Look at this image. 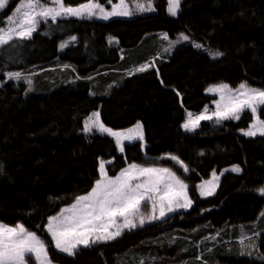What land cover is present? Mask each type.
<instances>
[{
    "label": "trees",
    "instance_id": "obj_1",
    "mask_svg": "<svg viewBox=\"0 0 264 264\" xmlns=\"http://www.w3.org/2000/svg\"><path fill=\"white\" fill-rule=\"evenodd\" d=\"M20 1L7 0L0 24ZM86 2L63 0L68 7ZM153 6L131 18H41L30 37L0 45V223L40 234L57 264H264V178L252 176L264 173V165L249 163L253 153L264 156V135L239 134L252 111L215 128L207 121L195 131L182 127L189 112H201L214 99L206 93L212 84L247 82L264 90V0H180L176 16L167 13L168 0ZM181 34L196 43L181 41ZM217 51L223 55L214 56ZM156 55L154 64L137 68ZM94 111L113 130L140 122L143 141L121 151L113 136L85 132ZM257 114L264 120V106ZM175 139L218 145L186 169L166 155ZM100 159L109 161L112 176L131 163L171 169L188 185L190 207L74 255L59 252L44 223L92 188ZM233 165L241 171L227 169ZM214 171L217 188L200 196L196 186ZM216 230L222 233L211 249L205 236ZM241 230L252 236L255 254L241 251Z\"/></svg>",
    "mask_w": 264,
    "mask_h": 264
},
{
    "label": "snow or ice",
    "instance_id": "obj_2",
    "mask_svg": "<svg viewBox=\"0 0 264 264\" xmlns=\"http://www.w3.org/2000/svg\"><path fill=\"white\" fill-rule=\"evenodd\" d=\"M49 0H21L18 7L15 9L17 13H20V18L16 20L15 27H9L7 31L0 29V45H7L9 41L13 39L15 35L19 39L30 37L36 29L37 18L47 19L49 17L55 20L61 15H74L80 16L82 13H87L88 16L95 15L94 10L99 9L103 13V18L107 19L109 15H130L131 13L126 9L124 0H121L119 7L123 10H113L111 13H105L104 8L95 3L94 0H89L88 3L82 4L77 8L66 7L63 0H50L54 5L53 7L46 6ZM7 0H0V8L5 7ZM180 0H169V12L175 16L179 7ZM39 6V11L36 8ZM137 7L143 11L145 10L143 4H137ZM9 21H13V17H8ZM181 38L187 40L188 37L181 34ZM72 39H75L73 37ZM65 45L62 44L61 47ZM201 47V45H195ZM214 56L223 55V53L217 51L213 53ZM141 71L143 69H140ZM10 78H19V72H9ZM30 83V81H29ZM220 89L228 88V85L217 86ZM240 91L237 97H229V103L225 105L223 109L217 105V112L215 115L218 119H225L229 115L238 113L244 108H251L253 114L257 112V105L264 106V91L252 90L246 91V85L241 84ZM223 99V97H222ZM96 120L92 125L86 124L84 131H90L91 126H98L102 132H107L109 135L117 138V144H120L121 133L112 132L110 129L99 123V114H93ZM191 116V114H189ZM211 117L201 114L195 118V121L189 119L184 124L186 129L189 125L195 127L199 120L210 119ZM236 118H239L238 116ZM139 124L137 128H139ZM253 129L260 131L261 135H264V120H258L256 125L252 126ZM256 131L249 130L245 132V135H255ZM125 139H131L132 137H124ZM142 139V134L140 136ZM123 151V147H121ZM172 159H176L172 157ZM136 170V165H131L129 169L122 171L121 175L115 178H109L104 172L103 163L100 166L101 179L97 180L90 192L83 196H77L75 203L68 209H62L63 212H71L69 216L58 215L56 217H50L48 223V231L51 233L55 246L62 252L68 255H74L79 245L90 246L99 241H106L114 239L121 234L120 228H134L136 225L130 219V216L137 213L142 201L152 200L153 196L150 193H157L160 191L159 184L163 179L160 173H166L168 177L175 181L176 185H179V189L173 193L172 185H165V196L179 197L182 194V189L185 187L183 182L179 180L168 169L157 168H140L139 173L141 175L149 176V179L144 183L133 185L131 181L135 178L133 172ZM234 171H240L238 167H234ZM155 175V179L152 177ZM261 193H264V189H260ZM211 194V193H209ZM164 197H161L163 202ZM188 203H191L190 201ZM180 207H186L187 205H178ZM155 204H153V208ZM171 204L168 206V211H172ZM165 212L163 207L161 208L160 215L164 216ZM124 217V224L117 225L116 218ZM150 217L149 219H154ZM141 224L144 223V219L141 218ZM116 226L115 232H108V228ZM95 235V238L91 237ZM45 243L33 232L27 231L23 225L17 224L15 227H10L4 224H0V264H28L32 255L38 261L43 264V259L47 257Z\"/></svg>",
    "mask_w": 264,
    "mask_h": 264
},
{
    "label": "rangeland",
    "instance_id": "obj_3",
    "mask_svg": "<svg viewBox=\"0 0 264 264\" xmlns=\"http://www.w3.org/2000/svg\"><path fill=\"white\" fill-rule=\"evenodd\" d=\"M153 1L154 0H124V5L126 6V9L131 14L130 15H114V16L113 15H109L107 19L103 18L104 14L101 13L99 11V9H95L94 10L95 15H93V16H88V14L86 12L82 13L80 16H74V15H66V16L89 17V18H96V19H100V20H109L111 18H131V17L137 16V15H144V14H148V13L153 12L154 11ZM20 2L16 5V7L12 10V12L9 15V16L13 17V21H9L8 20L9 16H8L6 18V20H5V22L3 24H0V29H2L4 31H7V29L9 27H15V23L14 22L20 18V13H17L15 11V9L18 7ZM94 2L100 4L97 0H94ZM120 2H121V0H115V1L108 0L105 3L100 4V5L104 8V12L105 13H111L114 9L117 10V11L123 10L122 8L119 7ZM86 3H88V2H86ZM137 4H143L145 10L141 11L137 7ZM46 6L53 7L54 5L49 0V3H47ZM66 7H68V6H66ZM77 7H79V6L72 7V8H77ZM169 7H170V5H169V0H168L167 13L169 15H171L170 12H169ZM179 7H180V4H179ZM179 7L177 9V14H178V11H179ZM36 11H39V6L36 8ZM171 16H173V15H171ZM48 19L52 20L51 17H49ZM40 20H41V18L38 17L37 18L36 28L39 25ZM13 36H15V35H13ZM158 37H159V39L161 38V40L163 38L166 39V37L163 34H159ZM178 37H179V39L181 41L184 40V39L181 38V35H179ZM180 40L172 41L169 45H174V44H176V42H180ZM166 41H169V40H164V42H166ZM188 41H191L192 43H196L194 40H189L188 39ZM64 45L66 46L67 42H65ZM158 56L159 55H156L155 57L152 58L153 60L149 59L148 63H144V64L140 65L137 68L146 67V66H148L149 63L154 64L153 63L154 59L158 58ZM241 84H239L237 87H234V88H232V87H230L228 85V88H226V89H220V88L217 87L219 85H227L225 83H217V84H212V85L208 86V88L206 89V93H208L209 95L213 96L214 99L210 102V104H208L206 107H204V109L201 112H199V113H191V112H189L187 114V117H186L183 125H182L183 130L185 132L198 130L199 129V125H200V123L202 121L209 122L210 125H211V128H215V127L221 125L225 120H229V119L236 120L237 119L236 117L237 116L239 117L240 114L244 110H246V109L251 110V108H244V109H242L241 111H239L236 114L229 115L225 119H218V117L215 115V113L217 112V105L218 104H219L220 108L223 109L225 107V105H227L229 103V97H237L238 96V93L240 91H242V90H240V87H239ZM243 84L246 85V89H245L246 91H249V92H251L252 90L264 91V90H262L260 88L250 86L247 82H243ZM222 97H223V99H222ZM258 106L259 105H257V107ZM94 113H98V112L94 111V112L90 113V115L87 117V119L85 121L84 129H85L86 124L92 125L93 122L96 120V117L93 115ZM189 114H191V116ZM201 114H203L205 116H209L211 118L210 119H201V120H199L198 124L195 127H193L192 125H189L188 129H186L184 127V124L186 122H188L189 119H191L192 121H195V118L200 116ZM258 120H260V119L258 118V114L256 112L255 114H253V120L249 124L248 128L240 130L239 134L243 135L245 137H251L249 135H245V132H247L249 130H254V131H256V134L252 135V136L261 135L259 130L252 128L253 125L257 124ZM99 123H101L100 119H99ZM138 124L140 126L139 128H137ZM105 128H107V127H105ZM93 129L99 130L98 126H91L90 131L93 130ZM108 129H110V128H108ZM110 130L112 132H117V133H121L122 134V136L120 138V144L118 145L120 150H121V147H123L126 143L133 142V141H136V140L143 141L142 127H141V123L140 122H137V123H135V124H133V125L127 127V128L116 129V130L110 129ZM103 133H107V132H103ZM141 134H142V139L140 138ZM128 136H130L132 138L131 139H125L124 138V137H128ZM113 137H114V139L117 142V138L115 136H113ZM217 145H218L217 141L209 143V144H195V143L194 144H184L179 139L178 140L175 139L174 140V144L172 146V149L169 152H167L166 155L168 157H170V158L175 157L176 159H173V160H177L181 164V166H183L184 168L188 169V168H191V167H194L195 165H197L199 160L201 158L207 156L208 154H210V152L213 149H215L217 147ZM108 162H109L108 160L100 159L99 165H98V179L97 180L101 179L100 166H101L102 163L104 165V172L106 173V175L109 178L118 177V176L121 175L122 171L129 169L131 165H136V170L133 172V175H134L135 178L131 181V183L133 185L139 184V183H144L145 181H147L149 179V176L141 175L139 173V169L140 168L168 169L172 174H174L177 178H179L176 175L175 172H173L171 169H169V168H167L165 166L139 164V163L128 164L127 166L122 168L115 176H112V175H109L107 173V170H106V164ZM249 163L250 164L257 163V164L264 165V156H262L260 154H254L253 153L249 157ZM234 167H238L240 169V171H241V168L239 166H237V165L230 166L227 169L232 171V172H237V171L233 170ZM240 171H238V172H240ZM159 175L163 176V179L160 181V184H159L160 191L157 192V193H150L149 194V195L153 196L152 200H147V201H142L141 202L138 212L133 214L132 216H130V219L132 220V222L136 226L134 228L121 227L120 228L121 234L123 232H125V231L135 230L137 228L146 227L149 224H153V223L156 224V223H158L160 221H165L166 219H168L169 217H171L175 213H177L179 211H186L190 207L192 202L190 200V196H189V193H188V185L182 179L179 178V180H181L183 182V184L185 185V187L182 189V194L179 197L173 196V197L170 198V197L164 195V193H165V185H172V189L171 190H172L173 193H175L179 189V185H176L175 181L171 180L166 173H160ZM252 176H257V177H260V178H264V173H253ZM219 177H220V174H218L217 172L214 171V172H212L211 176L208 179H205V180L201 181L200 183H198V185L196 186L198 194L200 196H209V195L213 194L215 189L217 188V185H218V182H219ZM152 178L155 179V175ZM96 181L94 182L93 186L95 185ZM93 186H92V188H93ZM91 189L89 191L83 193V194L78 195V196L86 195L88 192L91 191ZM209 193H211V194H209ZM162 196L164 197L163 202H161V197ZM76 197L72 201H70L69 203H67V204L63 205L62 207H60L57 212H55L54 214L50 215L46 219V222L44 223V226H43V229L48 234V236L51 238V240L53 242V245H54V248L56 250H58L59 252H62V251H60L59 249L56 248L55 241L53 240L51 233L48 231L49 218L50 217H56V216L61 215V214L64 215V216L71 215L72 214L71 212H67L66 211V212L61 213V210L70 208V206L75 203ZM189 201L191 203H188ZM153 204H155L154 208H153ZM169 204H171V207L173 209L172 211H168ZM178 205H187V206L186 207H180ZM162 207H163L164 212H165L164 216L160 215ZM150 217H155V218L154 219H149ZM141 218L144 219V223L143 224H141V222H140ZM0 224H3V223H0ZM116 224L122 226L124 224V217H117L116 218ZM4 225H6V224H4ZM7 226L15 227L16 225H7ZM26 230L29 231L28 229H26ZM116 230H117L116 226H111V227L108 228V232H115ZM242 230L238 234V238L236 239V241L241 245V249H242L241 251L242 252H247L248 254H255V253H253V251H255V249H256V247H255L256 243L254 242V240H253L251 235H249L247 232H243ZM30 232L35 233L45 243V245L47 246L46 247L47 257H45L43 259V264H57L56 262L52 261L50 256H49V252H48L49 244L46 242V240L40 234H38L37 232H35V231H30ZM227 232H229V231H227ZM221 233L222 232L220 230H216L212 235L205 236L206 244L210 243L211 241H214L213 239H217V237H219ZM99 234L100 233H96L91 238L94 239L95 235H99ZM222 237H224V235H222ZM106 241H109V240H106ZM99 242H104V241H99ZM99 242H97V243H99ZM200 243H202V239H200L199 242H198L199 252H198L197 259L202 258V249H201ZM91 245H93V244H91ZM257 246L260 249L259 243L257 244ZM80 247H85V246L84 245H79L77 250ZM210 248L212 249V244L211 243H210ZM62 253L67 254L65 252H62ZM142 261H143V259H139L138 264L142 263ZM28 264H41V261H38L36 259V257H35V254H33L31 259L28 261ZM188 264H192V263H188Z\"/></svg>",
    "mask_w": 264,
    "mask_h": 264
},
{
    "label": "bare ground",
    "instance_id": "obj_4",
    "mask_svg": "<svg viewBox=\"0 0 264 264\" xmlns=\"http://www.w3.org/2000/svg\"><path fill=\"white\" fill-rule=\"evenodd\" d=\"M210 262H211V260H210ZM216 262V261H215Z\"/></svg>",
    "mask_w": 264,
    "mask_h": 264
}]
</instances>
